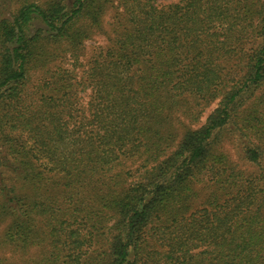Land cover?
<instances>
[{
    "label": "trees",
    "instance_id": "16d2710c",
    "mask_svg": "<svg viewBox=\"0 0 264 264\" xmlns=\"http://www.w3.org/2000/svg\"><path fill=\"white\" fill-rule=\"evenodd\" d=\"M70 1L0 0V264H264V0Z\"/></svg>",
    "mask_w": 264,
    "mask_h": 264
},
{
    "label": "rangeland",
    "instance_id": "374dc122",
    "mask_svg": "<svg viewBox=\"0 0 264 264\" xmlns=\"http://www.w3.org/2000/svg\"><path fill=\"white\" fill-rule=\"evenodd\" d=\"M28 3H35L36 5L42 7V8H49V3H47L49 0H28ZM70 1V0H69ZM73 0L70 1V3ZM162 1V3H170L172 1H177V0H159ZM68 2V1H66ZM117 7V6H116ZM107 8H109L107 10ZM111 8H114L113 5H107L106 7V13L103 15L102 17V21H100V27L98 29H96V32L94 33V35L91 37V40L87 42V52L85 53L86 55H83L80 57L79 61L80 63H82L81 66H79L78 71L81 72L83 69V65L87 62L88 57L90 56L91 52L98 48V47H107L111 41H112V37L114 36V34H112V28H113V23H114V13L113 10H111ZM115 9V8H114ZM41 22L37 19L34 18L31 20L30 22V30H31V34L33 35L34 33H36L38 31V29L40 27H42V25L40 24ZM250 41H253L254 43L256 42L255 48L260 46L259 41H257V38H249ZM88 54V55H87ZM59 56H63V58L57 59L56 64L57 65H61L64 67V69L70 68L71 67V59L69 57V55L66 53H59ZM36 73L33 74V78L34 80L37 78V71H35ZM41 73H39L38 75H40ZM82 98H83V103L85 104L88 101V95L87 93H83L81 94ZM216 104H213L210 108H208L202 118V122H204L205 118L215 109ZM201 122V123H202ZM188 123H190L188 120L186 119H178L175 120V125L178 128V130H182L184 126L187 127H192L191 125H193L192 123H190L191 125H189ZM199 124H194V126L192 128H196L198 127ZM227 148L230 149V151L235 155L236 158L240 157V154L238 153L237 147H235V145H231L230 143L227 144ZM139 163L138 162H134V161H125L123 162V164H121V166L117 167V171L121 170V169H128L131 172H133V174H135V171L138 167ZM131 179L128 181V183H131ZM2 223H0V252L9 257V258H15L16 259V255L12 253V251L10 250V248L8 246L5 245H1L3 244V232L6 226V222L5 221H1ZM35 252V251H34ZM33 257V255L31 256Z\"/></svg>",
    "mask_w": 264,
    "mask_h": 264
}]
</instances>
